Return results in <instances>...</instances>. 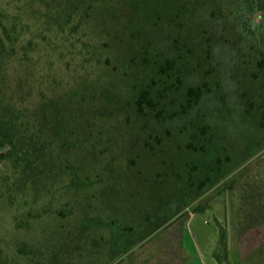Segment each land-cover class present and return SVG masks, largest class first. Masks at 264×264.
Wrapping results in <instances>:
<instances>
[{
  "label": "rangeland",
  "instance_id": "1",
  "mask_svg": "<svg viewBox=\"0 0 264 264\" xmlns=\"http://www.w3.org/2000/svg\"><path fill=\"white\" fill-rule=\"evenodd\" d=\"M111 5L80 27L91 48L85 54L79 43L77 54L67 55L69 67L41 48L38 74L12 67L18 104L36 132L24 146L31 179L17 184L15 205H9L8 192L0 198V246L13 233L15 214L41 212L48 201L51 217L35 223L30 237L42 247L44 264H114L128 252L137 253L134 264H184L192 253L205 264H219L215 255L222 264H264V102L253 88L246 38L247 30L258 37L259 11L251 0ZM178 36L188 47H181L184 58L177 61L184 82L170 84L164 108L179 109L186 89L204 81L219 80L224 99L206 93L198 105L163 123L151 112L139 117L133 99L154 75L145 51L175 55ZM190 119L208 123L227 159L224 169L212 173L211 157L205 158L200 172L210 181L199 192L185 188L197 154L179 129ZM51 187L48 197L36 199ZM101 203L126 214L133 234L113 226L110 237L98 238L92 219Z\"/></svg>",
  "mask_w": 264,
  "mask_h": 264
},
{
  "label": "trees",
  "instance_id": "2",
  "mask_svg": "<svg viewBox=\"0 0 264 264\" xmlns=\"http://www.w3.org/2000/svg\"><path fill=\"white\" fill-rule=\"evenodd\" d=\"M111 2L112 0H6L4 5L0 4V198L5 199V192H8L10 206L15 205V196L19 193L17 184L23 180V185V182L31 179H28L29 175L26 174L31 160L24 153H29V148L24 146L28 140L30 143L33 141L32 135L36 132L28 121L29 113L18 104L20 93L19 87L12 84V67L26 66L33 75L41 72L43 66L38 68L39 48L54 54L58 61L65 60L66 66L69 67L67 55L75 56L79 43L84 49L87 48L85 54L91 48L86 45L83 36L78 34L80 27L112 7ZM251 4L254 10L259 11L261 21L257 27L258 37L255 35L256 31H246V38L250 39L248 60L251 63V79L256 97L264 102V0H251ZM174 46L175 55L155 53L149 49L145 51V62H148L149 57L153 59L154 75L144 83L133 99V108L139 117L151 112L158 123H163L198 105L206 93L213 92L218 94L220 99H224L219 80L211 83L204 81L186 89L179 109L164 108L163 98L170 84L178 87L184 82L177 61L184 58L180 52L181 47L188 49L187 43L178 36L174 38ZM35 57L38 60L32 62ZM95 60L99 63L100 59ZM85 62L89 63V59ZM250 104L253 102L250 101ZM179 132L188 138L187 147L197 154L196 161L185 178V188L188 187L191 191L195 188L194 190L199 192L210 181L208 175L200 172L206 157H211L207 167L212 173H218L225 168L227 159L222 154L223 146L203 119L188 120ZM41 169L38 167V170ZM195 174L200 175L198 184L194 181ZM52 190L54 187L45 192H38L36 199L48 197ZM45 204L41 212H30L24 216L15 214L13 233L10 239L4 241V247L0 246V264H44L46 256L41 252L42 247L30 237L34 233L35 223L44 224V219L51 217L50 208L53 204L48 201H45ZM199 211V208L194 209V212ZM94 212L92 223L100 232L98 238L110 237L113 226L128 235L135 231V226L129 222L128 216L118 215L108 204L101 203L95 207ZM225 236L224 229L220 227L219 243L224 249ZM179 244L181 247L182 239ZM136 255L137 253L128 252L121 257V262L124 261L122 264H134L132 259ZM215 258L222 264L217 255Z\"/></svg>",
  "mask_w": 264,
  "mask_h": 264
},
{
  "label": "crops",
  "instance_id": "3",
  "mask_svg": "<svg viewBox=\"0 0 264 264\" xmlns=\"http://www.w3.org/2000/svg\"><path fill=\"white\" fill-rule=\"evenodd\" d=\"M185 246L186 245V238H185ZM184 264H205L202 259L196 258V255L190 254L189 259Z\"/></svg>",
  "mask_w": 264,
  "mask_h": 264
}]
</instances>
